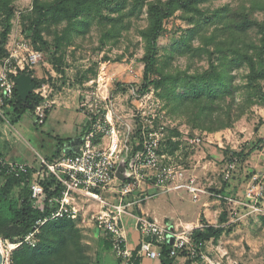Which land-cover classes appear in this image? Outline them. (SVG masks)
Wrapping results in <instances>:
<instances>
[{
	"label": "rangeland",
	"instance_id": "obj_1",
	"mask_svg": "<svg viewBox=\"0 0 264 264\" xmlns=\"http://www.w3.org/2000/svg\"><path fill=\"white\" fill-rule=\"evenodd\" d=\"M3 1L0 66L11 53L22 58L28 54L24 49L37 52V63L25 69L34 78L33 93L44 107L56 97H78L87 119L114 127L128 149L120 172L133 163L141 133L159 132L160 169L171 171V186L193 181L202 191L196 199L184 189L165 191L173 200L166 204L170 217H162L161 224L179 233H191L204 224L223 232L203 245L199 260L186 252L175 259L186 257L191 264H264V80L249 84V70L236 54L257 58L264 1L205 0L200 14L175 12L164 21L149 76L161 78L163 85L147 91L140 31L147 27V3L165 0H145L135 9L134 0H109L97 14L73 21L52 12L38 27L35 0ZM37 3L53 5L55 0ZM243 19L248 24L239 31ZM14 117L10 109H3L0 122L10 123ZM108 143L104 134H95V146ZM141 173L149 175L146 170ZM145 197L144 191L128 199L139 200L141 207ZM90 203L79 208L74 220L50 223L43 233L45 242L35 238V248L40 243L51 248L48 264H123L91 218L97 211L87 208ZM139 211L136 205L134 213ZM184 223L192 228L184 229ZM0 243L2 264H14L17 253L34 249L2 239ZM23 257L24 264H37L31 256Z\"/></svg>",
	"mask_w": 264,
	"mask_h": 264
},
{
	"label": "built area",
	"instance_id": "obj_2",
	"mask_svg": "<svg viewBox=\"0 0 264 264\" xmlns=\"http://www.w3.org/2000/svg\"><path fill=\"white\" fill-rule=\"evenodd\" d=\"M22 48L23 46H19V49ZM24 50L28 52L27 57L20 58L16 53H11L3 59L0 66V115L2 110L9 106L8 102L12 100L15 79L20 75L19 72L25 71L26 68L31 69L40 58L37 52ZM45 109L40 105L34 111L40 123L44 120ZM87 123L88 129L78 139L76 147L61 157L51 162L40 157L37 169L0 159V168L14 175L24 174L30 169L33 171L30 192L34 207L39 209H42L44 203V190L41 183L48 178L55 181L62 191L60 197L48 200V203H54L57 206L48 220L63 217L74 220L78 213L75 208L77 199L99 205L100 210L91 218L95 220L97 228L108 238L114 253L123 264H134L131 260L133 253L136 257L159 260L162 245L168 246L169 255L172 258L181 252H186L191 257L201 258L202 249L193 243L189 231L184 230L179 233L176 229L150 221L140 211L139 214L134 213L136 205L140 210L139 200L129 201L128 199L130 196L134 199L138 193L141 194L145 186L151 185L150 182L151 186L163 191L184 189L192 199H196L202 192L193 186V181L189 184L171 186L174 179L171 171L165 168L160 169L158 145L161 134L142 132L140 150L136 153L133 163L129 169L120 172L119 168L124 167L121 158L128 149L119 140L114 127L111 125L106 127L95 118H88ZM97 132L108 138L109 143L106 147H97L93 144ZM144 170L149 171V175L142 174ZM126 219L133 221V226L140 236L139 243L132 252L126 248ZM45 221L47 220L43 222ZM37 233L38 229L35 228L15 247L24 244L34 247Z\"/></svg>",
	"mask_w": 264,
	"mask_h": 264
},
{
	"label": "trees",
	"instance_id": "obj_3",
	"mask_svg": "<svg viewBox=\"0 0 264 264\" xmlns=\"http://www.w3.org/2000/svg\"><path fill=\"white\" fill-rule=\"evenodd\" d=\"M1 1L2 4L0 7H6V1ZM203 1L205 0H165L164 2L155 1L147 3V27L140 31V37L145 43V55L142 59L144 62L142 77L144 91H147L151 86L159 88L163 85V80L161 78L151 80L149 76L156 60L157 41L164 33V21L169 19L177 11L200 14L199 6ZM111 2L112 1L109 0H55V4L53 5H38L37 0H35V7L38 13L35 26L38 27L42 24V22L46 20L48 13L54 12L68 21H73L82 15H89L93 12L97 14L100 8L106 7ZM144 2L145 0H134L132 9L142 7ZM247 24V21L243 19L237 26L238 30L244 31ZM36 34V36L40 38L39 31H37ZM5 35L6 32L2 34L3 40L5 39ZM262 35L263 42L259 48L260 50L256 59H254V57H246L247 55L240 54L236 51V54L240 56V62H245L249 70L246 77L249 84L258 80H264V29L262 30ZM19 74H28L31 76V74L25 71L19 72ZM42 103V99L33 92L29 93L25 99L20 98L14 88L12 100L8 102L9 106L7 107L10 109V112L15 115L11 123H16L19 118L26 113H34L35 109L42 105ZM44 114L46 116L47 109L44 110ZM59 151L60 150L49 160L50 162L55 160L57 156L60 157L58 155ZM32 172L33 171L30 169L24 174L19 173L14 175L0 168V239L4 241L10 243L21 242L28 234L32 233L34 229L37 228L38 233L36 237L45 242L43 233L50 223L69 220L65 217L57 220H48L51 214L57 209V206L54 203H48V200L53 197H60L62 191L52 178H48L41 183L44 190V203L42 209L34 207L30 192ZM44 220L47 221L43 222ZM40 222L43 223L40 224ZM222 232L223 230L221 227H213L204 224L202 228L194 229L191 232L190 238L196 247L202 249L206 242L217 240ZM33 248V251L27 252L23 250L21 253H17L22 256L16 254L17 256L13 258L14 264H24L25 257L23 256L25 255L31 256L33 261L37 264H48L51 248L41 243L38 244L36 248ZM182 253L185 252H181L180 254ZM193 258L197 260L200 259L199 256ZM159 264H176V259L169 255L167 245H162ZM186 264H191V261L187 260Z\"/></svg>",
	"mask_w": 264,
	"mask_h": 264
},
{
	"label": "crops",
	"instance_id": "obj_4",
	"mask_svg": "<svg viewBox=\"0 0 264 264\" xmlns=\"http://www.w3.org/2000/svg\"><path fill=\"white\" fill-rule=\"evenodd\" d=\"M78 101V97L75 99V96L70 100L56 97L55 100L50 101L51 105L45 106L47 114L41 123L34 113L24 114L13 124L0 122V159L8 163L25 164L37 169L40 157L49 161L58 150H60L58 154L60 157L70 151L71 147L88 129L87 118L80 110ZM25 115L28 116L24 123L22 118ZM75 147L76 145L73 148ZM57 158L59 157L57 156L55 159ZM144 191L146 202L141 205L140 212L150 220L162 225V217H170V208L166 204L169 201L171 203L173 194H167L165 191L149 185L142 189V192ZM77 200L75 208L78 211L88 203L82 199ZM91 207L95 208L97 212L100 210L99 205L94 202L87 206V208ZM125 232L126 248L132 252L136 249L140 236L130 219L125 220ZM131 260L134 264H159V260L136 257L135 253ZM186 262V257L178 256L176 258V264H186Z\"/></svg>",
	"mask_w": 264,
	"mask_h": 264
},
{
	"label": "water",
	"instance_id": "obj_5",
	"mask_svg": "<svg viewBox=\"0 0 264 264\" xmlns=\"http://www.w3.org/2000/svg\"><path fill=\"white\" fill-rule=\"evenodd\" d=\"M35 89V85L33 82V78L28 74H20L15 79V90L17 91L20 98L25 99L29 93L33 92ZM78 144V141L75 145ZM73 150V147H71ZM3 256L0 251V264H2Z\"/></svg>",
	"mask_w": 264,
	"mask_h": 264
},
{
	"label": "bare ground",
	"instance_id": "obj_6",
	"mask_svg": "<svg viewBox=\"0 0 264 264\" xmlns=\"http://www.w3.org/2000/svg\"><path fill=\"white\" fill-rule=\"evenodd\" d=\"M183 228L189 230L192 228V224H189V223L185 224V225H183ZM0 245H1V243H0ZM10 248H13V246H10ZM0 251H1V248H0Z\"/></svg>",
	"mask_w": 264,
	"mask_h": 264
}]
</instances>
